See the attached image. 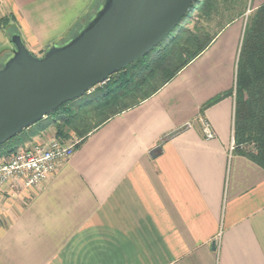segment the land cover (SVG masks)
<instances>
[{
  "label": "crops",
  "instance_id": "crops-1",
  "mask_svg": "<svg viewBox=\"0 0 264 264\" xmlns=\"http://www.w3.org/2000/svg\"><path fill=\"white\" fill-rule=\"evenodd\" d=\"M94 2L3 5L38 57L93 16ZM263 4L245 0L198 57L38 187L2 188L0 264H264V171L230 151L234 98L200 113L233 89L244 16Z\"/></svg>",
  "mask_w": 264,
  "mask_h": 264
},
{
  "label": "water",
  "instance_id": "water-1",
  "mask_svg": "<svg viewBox=\"0 0 264 264\" xmlns=\"http://www.w3.org/2000/svg\"><path fill=\"white\" fill-rule=\"evenodd\" d=\"M195 0H104L69 41L33 56L12 33L0 68V146L136 60L178 29Z\"/></svg>",
  "mask_w": 264,
  "mask_h": 264
},
{
  "label": "trees",
  "instance_id": "trees-1",
  "mask_svg": "<svg viewBox=\"0 0 264 264\" xmlns=\"http://www.w3.org/2000/svg\"><path fill=\"white\" fill-rule=\"evenodd\" d=\"M234 1L195 0L185 19L190 23L193 18L210 20L220 16L219 33L235 16L227 21L222 20V14L234 12ZM217 33L202 42L200 37L204 36V31L201 28L196 26L193 33L181 26L155 53L136 60L109 77L103 85L94 87L77 101L60 107L34 126L36 128L26 130L1 145L0 157L26 147L50 126L55 128L57 139L65 140L68 133L73 131L78 139L75 149L78 148L89 134L104 123L155 95L198 57ZM231 96L234 98L232 153L248 159L264 171V4L246 22L233 89L204 104L200 113ZM71 105L77 108L73 110Z\"/></svg>",
  "mask_w": 264,
  "mask_h": 264
},
{
  "label": "built area",
  "instance_id": "built-area-1",
  "mask_svg": "<svg viewBox=\"0 0 264 264\" xmlns=\"http://www.w3.org/2000/svg\"><path fill=\"white\" fill-rule=\"evenodd\" d=\"M202 124L205 139H212L213 134L207 123ZM75 145L52 140L46 145L27 146L14 154L0 157V191L11 183L19 184L24 189L38 187L59 164L72 156ZM233 148L232 142L231 152Z\"/></svg>",
  "mask_w": 264,
  "mask_h": 264
},
{
  "label": "rangeland",
  "instance_id": "rangeland-1",
  "mask_svg": "<svg viewBox=\"0 0 264 264\" xmlns=\"http://www.w3.org/2000/svg\"><path fill=\"white\" fill-rule=\"evenodd\" d=\"M103 1L104 0H95V2H94L95 5L91 8L90 13H92L91 11H94V13L96 11H98L100 9L101 5L103 4ZM3 2H4V0H0V68L3 67L5 62L11 56V52L9 50H12L13 47L9 43V40H10L11 34L12 33H16V29L14 28L15 25L13 23V20L10 17V15H8L5 12ZM244 2H245V0H236V1H234L233 2V3H235L234 12H232L230 14L229 13L222 14L223 15L222 16V20L223 21H227L230 17H233L235 14L241 12L243 10V3ZM255 10L256 9H254L253 11H251L249 13L246 12V14L244 16V20L246 22L249 19V17L252 16V14L254 13ZM91 15L92 14H89L85 18V20H84L85 24H87L91 20V18L94 16V15L93 16H91ZM87 19H89V20L87 21ZM219 21H221L220 16L219 17H212V19H210V20H204V19L197 20V19L193 18L190 23H188L186 19H183L181 24H180V26L178 27V29L174 33L178 32V30H179V28L181 26L187 28L188 30H190L191 32L194 33L195 32V28L197 26V27L201 28L204 31V36L200 37L201 41L203 42V41H206L207 39L213 37L217 33V31L220 28V25H219L220 22ZM83 24H81V25H83ZM81 25L76 27L71 32V34H69L64 40L58 41L57 44H55V45H61V44L65 43V42L69 41L78 32V30L81 27ZM174 33L172 34V36L169 39H171L173 37ZM169 39H167V40H169ZM55 45H53V46H55ZM161 45L162 44H160L157 48H155L153 53H155ZM43 54H44V52L41 53V54H36V55H38L37 58L42 57ZM71 107H72L73 110L77 108V107H75L73 105H71ZM34 128H36V127L31 128V130L34 129ZM40 134H41L40 135L41 140H38L37 143H33L34 141L32 139V141H31L32 144L29 143L27 146L28 147H33V146H37V145H46L47 143H49L52 140H58V141H60L62 143H67V144L68 143L69 144H76L77 141H78L77 136H76V134L73 131H70L68 133L67 138L65 140L57 139L55 137V128L53 126H50L49 128H47L45 131H43ZM26 147H24V148H26ZM24 148H22V149H24ZM0 220H1V216H0Z\"/></svg>",
  "mask_w": 264,
  "mask_h": 264
}]
</instances>
